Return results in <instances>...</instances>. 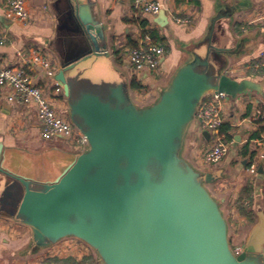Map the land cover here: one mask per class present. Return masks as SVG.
I'll return each instance as SVG.
<instances>
[{
	"label": "water",
	"instance_id": "1",
	"mask_svg": "<svg viewBox=\"0 0 264 264\" xmlns=\"http://www.w3.org/2000/svg\"><path fill=\"white\" fill-rule=\"evenodd\" d=\"M76 2L73 15L88 50L63 64L55 80L64 90L69 119L87 146L53 181L45 182L2 168L0 142V187L3 182L14 197L7 214L31 229L36 249L77 238L101 264H264V213H258L236 254L220 202L207 186L215 176L183 156L206 93L215 90L236 98L248 89L260 90L251 79L227 74L222 55L230 52L214 44L217 22L230 18L235 8L211 18L195 44H206L205 54L191 51L159 96L141 106L126 77L94 82L87 76L83 59L108 54L105 26L93 16L89 2ZM160 13L157 22L164 26L168 18L164 10ZM203 135L208 137L209 131ZM134 195L141 197L126 201Z\"/></svg>",
	"mask_w": 264,
	"mask_h": 264
},
{
	"label": "crops",
	"instance_id": "2",
	"mask_svg": "<svg viewBox=\"0 0 264 264\" xmlns=\"http://www.w3.org/2000/svg\"><path fill=\"white\" fill-rule=\"evenodd\" d=\"M86 1L92 6L93 16L105 26L108 53L92 55L81 62L94 82L119 81L126 77L130 84L129 50L133 48L130 40L138 41V45L155 44L149 30H159L165 37L166 48L155 44L165 49L155 79L145 76L147 87L140 91L130 86L132 98L141 106L159 96L176 69L191 57V51L205 54L206 44L198 48L195 44L206 34L211 18L221 10L235 8L230 18L217 22L214 44L230 52L222 55L227 61L225 72L237 79L253 80L260 90L248 89L226 100L224 125L228 126L231 138L227 141L229 150L219 164L207 166L202 161V149L213 147L216 140L213 133L209 132L208 137L203 135L196 119L187 135L183 156L215 176L207 186L220 202L228 222L231 245L243 249L250 230L258 221V213H264V0H154L163 6L168 18L166 24L161 21L164 26L157 22L161 13L157 16L144 13L134 0ZM26 5L31 19L24 24L9 20L6 17L8 1L0 0V62L12 66L20 64L24 58H33L31 50L36 49L57 74L63 64L88 50V41L73 15L76 0H26ZM174 16L187 17L190 22L177 23ZM143 20L147 21L145 28L140 24ZM116 48L123 50L121 65L112 55ZM30 67L50 103L68 116L64 90L46 74L47 67L34 60ZM151 96L156 98L149 102ZM3 104L0 114L2 168L39 181H53L80 150L61 136L43 139L34 109L6 99ZM253 162L257 164V171L250 174L247 169ZM13 198L3 189L2 182L0 264H101L97 254L84 242L73 244L68 238L36 249L31 229L7 214L8 202Z\"/></svg>",
	"mask_w": 264,
	"mask_h": 264
},
{
	"label": "built area",
	"instance_id": "3",
	"mask_svg": "<svg viewBox=\"0 0 264 264\" xmlns=\"http://www.w3.org/2000/svg\"><path fill=\"white\" fill-rule=\"evenodd\" d=\"M7 18L11 21H19L24 24L31 19L30 10L27 8L26 0H7ZM136 7L144 13L157 16L163 6L154 0H134ZM177 23H189V18L174 16ZM33 58H24L23 62L17 65H8L0 62V114L3 110V102H15L36 111L40 123V134L45 140L55 137H63L74 143L80 152L86 148V137L80 133L72 124L68 116H64L48 100L42 86L31 73V60L38 61L47 67L46 74L55 80V73L48 67V61L39 56V52L31 50ZM20 55V54H19ZM165 49L162 45L140 43L129 50V62L131 65V78H136L144 87L145 76L155 79L154 74L160 67ZM233 71V70H231ZM56 84L58 82L55 80ZM59 86V85H58ZM60 87V86H59ZM229 95L215 90L209 91L199 102L196 109L195 119L199 122L202 131H209L215 135L216 143L211 148L202 149V161L207 166L219 164L229 150L228 142L220 135V126L226 123L223 108ZM261 114L260 111H258ZM247 171L254 174L257 171V164L251 163ZM233 251L239 254L242 247L235 246Z\"/></svg>",
	"mask_w": 264,
	"mask_h": 264
},
{
	"label": "trees",
	"instance_id": "4",
	"mask_svg": "<svg viewBox=\"0 0 264 264\" xmlns=\"http://www.w3.org/2000/svg\"><path fill=\"white\" fill-rule=\"evenodd\" d=\"M177 1L181 2L182 0H177ZM140 24L143 28H145L147 26V21L143 20L140 22ZM148 34H149L152 42H154L155 44H162L166 48V39L164 36H162V34H160L159 30H149ZM130 45H131V47L134 48V47L138 46V41H134L133 39H131ZM112 55L114 56L116 63L118 65H121L122 61H123V50H122V48H116L113 51ZM130 86L132 89L137 90V91L145 89V87L136 78H132V80L130 81ZM219 131H220L219 132L220 135L223 136L224 141L227 142L231 138V136L228 134V126L227 125L222 124L220 126ZM233 247L234 246H232V248Z\"/></svg>",
	"mask_w": 264,
	"mask_h": 264
},
{
	"label": "rangeland",
	"instance_id": "5",
	"mask_svg": "<svg viewBox=\"0 0 264 264\" xmlns=\"http://www.w3.org/2000/svg\"><path fill=\"white\" fill-rule=\"evenodd\" d=\"M199 70L204 71V70H206V68H199ZM155 98H156V96H154V97L151 96V98L149 99V102H150V101H153ZM187 154H188V153L186 152V155H187ZM189 161H191V163L194 164V165L196 166V164H195V162H194L193 160H189ZM124 166H126V164H125ZM196 167H197V166H196ZM198 168H199V167H198ZM150 170H152V166H150ZM95 186L98 188L97 183H96ZM95 191H96V190H95ZM95 191H92V192L95 193ZM113 191H115L116 193H118L120 190L118 189V186L115 185ZM96 192H97V191H96ZM140 197H141V196L134 195V196L128 198V200H126V201L128 202V201H130V200H138ZM66 239H67V238H66ZM67 240H68V242L73 243V244H74L75 242H76V243H79V242L83 243L81 240L78 241L77 238H71V237H70V238H68ZM83 244H84V243H83ZM56 246H57V245H56ZM86 246H87V245H86ZM89 248H90V247H89Z\"/></svg>",
	"mask_w": 264,
	"mask_h": 264
}]
</instances>
